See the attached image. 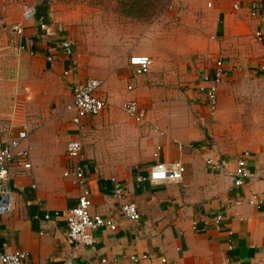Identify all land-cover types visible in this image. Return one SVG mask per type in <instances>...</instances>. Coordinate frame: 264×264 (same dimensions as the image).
<instances>
[{
    "label": "crops",
    "instance_id": "obj_1",
    "mask_svg": "<svg viewBox=\"0 0 264 264\" xmlns=\"http://www.w3.org/2000/svg\"><path fill=\"white\" fill-rule=\"evenodd\" d=\"M209 4L211 8H205L202 3L203 14L199 11L200 17L195 18L210 20L209 37L205 45L193 51L221 59L229 68L231 62L224 58L223 47L227 42L233 44L247 55V66L258 75L264 92V70L260 69L263 45L255 38V51L248 56L243 44L250 33L260 30L264 34V0H239L236 13L235 3L231 6L230 0H213ZM26 5L31 6V14L25 17ZM0 7L19 44L24 46L19 63L0 64V146L24 130L27 137L21 146L29 150L30 162L29 168L17 161L9 168L11 210L0 213V252L25 250L29 253L28 264H163L161 257L166 258L167 264H264V124L260 120L259 129L247 132V148L231 156L216 155L208 146L212 136L206 130L209 127L201 129L206 120L192 113L193 101L207 107L199 91L203 84L200 76L211 71L215 62L208 58L187 62L188 99L184 103L177 92L162 91L157 86L172 77L173 53L170 37L158 30L148 31L147 47L137 42L128 50L117 51L110 39L102 38L97 51L87 49L78 39L72 53L66 54L60 42L71 37V33L65 34L51 24L48 15L42 14L44 6L33 8L21 0H0ZM251 10H257V14L251 16ZM49 54L53 56L52 63L46 59ZM132 54L152 58L148 73L132 77L128 63ZM10 65L13 68L9 69ZM225 67L218 86L220 111L235 107V94L223 92L228 74ZM1 68L10 71L3 72ZM12 70L15 75H11ZM88 77L103 81L98 94L105 99L106 107L100 114L104 113L105 122L115 127L116 133L126 134V130L115 123L116 111L106 109L132 99L145 108L149 122L162 126L159 131L144 127L145 135L149 134L155 143V151L157 146L160 150L158 156L151 151L142 171H133L123 179L110 175L101 166L112 159L111 146L87 135L88 122L95 116L84 118L79 126L72 122L74 111L64 109L74 86ZM129 83L133 85L131 90L127 89ZM127 91H133V95L125 97ZM161 100L171 103L157 113L160 106L156 107V102ZM17 101H23L21 107L17 108ZM175 101L186 106L185 115L177 114L172 105ZM259 111L264 118V104ZM72 139L83 145L81 163L91 191V210L101 215L113 213L116 218V228H97L89 246L70 243L66 234L64 213L76 205L79 193L78 187L63 176L73 162L66 154V144ZM245 150L251 156L250 178L241 187L233 186L228 172H213L205 164L210 155L233 158ZM156 162L181 163L185 169L182 180L138 182L137 176L148 175ZM117 181L123 184L126 199L137 205L139 220L118 214L119 202L113 195ZM216 212L226 217L220 228L212 222ZM143 253L151 257L136 263L130 259L132 254Z\"/></svg>",
    "mask_w": 264,
    "mask_h": 264
},
{
    "label": "rangeland",
    "instance_id": "obj_2",
    "mask_svg": "<svg viewBox=\"0 0 264 264\" xmlns=\"http://www.w3.org/2000/svg\"><path fill=\"white\" fill-rule=\"evenodd\" d=\"M26 4L44 6V14L48 15L51 24L65 34L71 33L76 41L80 40L82 45L88 48H95L98 51L101 39H110L112 45L117 46V51L128 50L139 42L141 47H147L148 31L158 30L163 35L170 37L173 48L170 73L172 77L158 83L163 90L177 92L183 102L187 101L186 64L190 60L201 59L213 62L214 57L194 52L197 46L205 45L209 37L210 25L208 18H200L201 4L205 8H211L213 0H21ZM226 1V0H223ZM228 1V0H227ZM239 3V0H230ZM5 3L2 7H5ZM0 7V64H17L21 61V48L18 38L11 31V22L4 18L3 9ZM235 11L236 9L233 8ZM202 13V12H201ZM232 13V10H231ZM236 13V11H235ZM203 14V13H202ZM67 36V35H66ZM255 35L248 34L243 39V44L248 49V56L254 49ZM245 47V48H246ZM184 48V50H182ZM231 43L223 47L226 61L231 62L229 68L225 67V82L227 87L223 89L224 94H235V107H224L220 111L217 106L213 113L203 106V103L193 101V116L199 118L201 115L206 120L202 127L210 131L208 146L216 155L231 156L239 150L247 148L248 131L257 130L259 121L264 124L263 110L264 96L261 90L262 84L257 74L253 73L247 66V55L241 54ZM181 54V55H180ZM222 58V57H221ZM244 58V59H243ZM2 67V65H1ZM8 68V67H7ZM13 68L10 65L9 69ZM2 69V68H1ZM254 69V67L252 68ZM3 72L10 71L4 70ZM15 75V71H11ZM133 95V91H127V96ZM253 98L257 100L254 102ZM1 103H4L1 101ZM14 103V102H13ZM16 103V102H15ZM168 100L156 102L157 113L169 108ZM256 103V104H255ZM23 101H17V108L21 107ZM110 104V103H109ZM121 104V103H120ZM107 107L106 111H116L115 123L126 130V134L116 133L115 127H110L104 120V113L95 116L88 122V133L90 139L106 141L111 146L112 159L101 167L111 172L110 175L116 179H123L126 175L142 171L146 166L148 156L151 158V151H155V143L144 127L150 130L159 131L162 126L158 123L152 124L148 121L147 113L142 124L136 123L122 110L123 105ZM181 101L172 103L177 114L185 115L186 106H180ZM7 104H5L6 106ZM183 107V108H182ZM232 110V111H228ZM146 111V110H145ZM256 112V113H255ZM262 114V115H261ZM251 132V133H252ZM133 141V142H132ZM92 143V141H89ZM154 146V147H153ZM154 148V149H153ZM109 172V173H110Z\"/></svg>",
    "mask_w": 264,
    "mask_h": 264
},
{
    "label": "built area",
    "instance_id": "obj_3",
    "mask_svg": "<svg viewBox=\"0 0 264 264\" xmlns=\"http://www.w3.org/2000/svg\"><path fill=\"white\" fill-rule=\"evenodd\" d=\"M238 4L233 8L238 9ZM31 14V6L24 7L23 16ZM257 14V10H251L250 15ZM255 38L263 45L264 54V34L258 30ZM75 40L72 37H65L60 42V48L66 53L71 54ZM24 49V46H20ZM47 61L53 62L51 54L46 56ZM128 63L132 67V77L144 75L149 72L153 63L152 58L146 54H132L128 58ZM225 62L217 59L211 71L201 74L200 79L203 84L199 86V91L204 95L209 112L213 113L218 101V86L224 74ZM264 70V59L260 66ZM67 71H64L66 75ZM102 80L88 77L84 81L77 83L72 92L71 100L65 104V110H73L72 122L81 126L82 120L87 117L99 115L106 107V101L99 94ZM133 85L129 83L127 89L131 90ZM122 110L136 123L142 124L145 121L146 111L136 100H128L123 104ZM27 133L24 130L0 146V213L11 210V189L8 186V172L14 161L20 163L24 168L30 167L29 150L21 146L26 139ZM160 146H157L154 156L159 155ZM83 145L78 139L69 140L66 144V154L73 160L70 167L63 171V176L69 178L71 183L78 187L79 193L74 207L67 209L64 213L66 222V234L70 243L75 245H92L94 241L93 232L99 228H116V218L113 213L101 215L94 213L92 208L91 191L87 184L84 166L81 163ZM250 152L245 150L233 158L210 155L205 159L207 168L213 172H228L232 175L233 186L241 187L250 178L248 160ZM261 177L264 178V154L262 161ZM184 166L179 162H156L148 172V175L139 174L138 182H148L159 184L165 182H179L183 178ZM113 195L119 202L118 214L132 221L140 218L137 205L126 199L125 188L119 181L115 182ZM226 220L225 214L216 212L213 215V224L220 228ZM29 253L25 250H14L10 252H0V264H28ZM151 257L149 253L141 255L132 254L130 259L136 263L142 259ZM104 261V260H103ZM161 263L167 264L165 257L160 258Z\"/></svg>",
    "mask_w": 264,
    "mask_h": 264
}]
</instances>
